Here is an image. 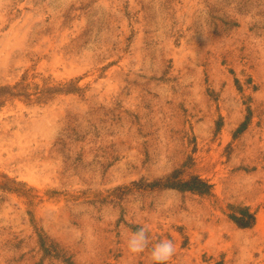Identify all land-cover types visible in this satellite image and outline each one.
Listing matches in <instances>:
<instances>
[{"label": "rangeland", "instance_id": "obj_1", "mask_svg": "<svg viewBox=\"0 0 264 264\" xmlns=\"http://www.w3.org/2000/svg\"><path fill=\"white\" fill-rule=\"evenodd\" d=\"M23 78L0 264H155L164 239L166 264H264V0H0V86ZM177 170L209 194L164 186Z\"/></svg>", "mask_w": 264, "mask_h": 264}, {"label": "trees", "instance_id": "obj_2", "mask_svg": "<svg viewBox=\"0 0 264 264\" xmlns=\"http://www.w3.org/2000/svg\"><path fill=\"white\" fill-rule=\"evenodd\" d=\"M24 81L25 78L13 86H0V105L5 101L7 96H20V94H22L20 92L25 91L28 88V84H25ZM25 95L29 96V94ZM181 173V171L177 170L170 174L166 178L167 183L164 186L177 188L182 191L189 190L192 193H197L199 195L209 194L211 185H209L205 180H202L199 176H191L188 180L184 181L180 178ZM229 216L240 227L252 226L255 220L254 213H250L248 208H245L239 217L235 214H231Z\"/></svg>", "mask_w": 264, "mask_h": 264}, {"label": "clouds", "instance_id": "obj_3", "mask_svg": "<svg viewBox=\"0 0 264 264\" xmlns=\"http://www.w3.org/2000/svg\"><path fill=\"white\" fill-rule=\"evenodd\" d=\"M148 231L140 227L137 231L132 232L127 240V248L131 253L139 254L145 251L149 245ZM175 246L169 239L161 240L152 246L150 259L155 264H166L174 255Z\"/></svg>", "mask_w": 264, "mask_h": 264}]
</instances>
